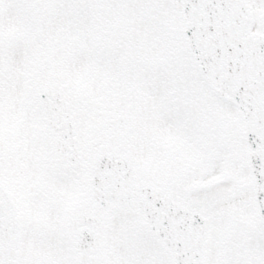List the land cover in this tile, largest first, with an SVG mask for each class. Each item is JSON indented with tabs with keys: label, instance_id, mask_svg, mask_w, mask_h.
<instances>
[{
	"label": "snow or ice",
	"instance_id": "obj_1",
	"mask_svg": "<svg viewBox=\"0 0 264 264\" xmlns=\"http://www.w3.org/2000/svg\"><path fill=\"white\" fill-rule=\"evenodd\" d=\"M0 264H264V0H0Z\"/></svg>",
	"mask_w": 264,
	"mask_h": 264
}]
</instances>
